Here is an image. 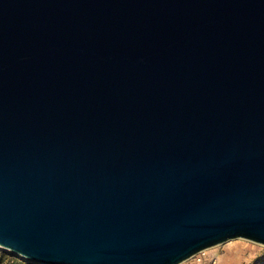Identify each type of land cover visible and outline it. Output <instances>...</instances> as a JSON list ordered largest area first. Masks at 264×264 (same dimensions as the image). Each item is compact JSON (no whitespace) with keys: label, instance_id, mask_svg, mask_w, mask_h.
<instances>
[{"label":"water","instance_id":"obj_1","mask_svg":"<svg viewBox=\"0 0 264 264\" xmlns=\"http://www.w3.org/2000/svg\"><path fill=\"white\" fill-rule=\"evenodd\" d=\"M264 246V0H0V249L182 264Z\"/></svg>","mask_w":264,"mask_h":264},{"label":"rangeland","instance_id":"obj_2","mask_svg":"<svg viewBox=\"0 0 264 264\" xmlns=\"http://www.w3.org/2000/svg\"><path fill=\"white\" fill-rule=\"evenodd\" d=\"M1 251L3 250L0 249V253ZM209 251L222 257L224 259L223 264H264V246L244 239L230 241ZM4 252L7 258L16 257L11 252ZM19 259L22 260L21 258ZM0 260H2L1 255ZM27 263L37 264L32 262Z\"/></svg>","mask_w":264,"mask_h":264},{"label":"built area","instance_id":"obj_3","mask_svg":"<svg viewBox=\"0 0 264 264\" xmlns=\"http://www.w3.org/2000/svg\"><path fill=\"white\" fill-rule=\"evenodd\" d=\"M209 250L199 252L182 264H223L224 259L211 253Z\"/></svg>","mask_w":264,"mask_h":264},{"label":"trees","instance_id":"obj_4","mask_svg":"<svg viewBox=\"0 0 264 264\" xmlns=\"http://www.w3.org/2000/svg\"><path fill=\"white\" fill-rule=\"evenodd\" d=\"M0 255H1V258H2V260H0V264H29V263H27L25 261L20 260L17 257L7 258L6 257V253L4 251H1Z\"/></svg>","mask_w":264,"mask_h":264}]
</instances>
